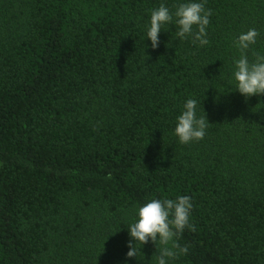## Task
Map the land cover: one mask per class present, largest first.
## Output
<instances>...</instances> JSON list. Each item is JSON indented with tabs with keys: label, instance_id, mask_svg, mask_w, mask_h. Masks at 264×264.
I'll return each instance as SVG.
<instances>
[{
	"label": "trees",
	"instance_id": "16d2710c",
	"mask_svg": "<svg viewBox=\"0 0 264 264\" xmlns=\"http://www.w3.org/2000/svg\"><path fill=\"white\" fill-rule=\"evenodd\" d=\"M203 3L208 45L151 10ZM264 0H0V264H158L128 228L152 199L191 197L168 264H264V95L236 91L233 41ZM188 99L205 137L181 144ZM204 111V112H203ZM135 244V241H131Z\"/></svg>",
	"mask_w": 264,
	"mask_h": 264
},
{
	"label": "clouds",
	"instance_id": "9594fccd",
	"mask_svg": "<svg viewBox=\"0 0 264 264\" xmlns=\"http://www.w3.org/2000/svg\"><path fill=\"white\" fill-rule=\"evenodd\" d=\"M175 12H170L163 3L158 8L151 10L150 27L147 30V39L151 42L152 49L159 46V34L162 27L173 22L178 26L176 36L180 40L192 37L193 44L208 45L206 28L212 15L210 9L206 10L203 3L188 2L175 6ZM259 33L256 29H249L233 41L234 47L240 52V58L235 61L234 79L236 91L245 98L253 95H264V55L253 51L254 59L250 62L248 51L250 46L257 41ZM184 111L177 118L175 135L181 144H189L202 140L206 135L209 125L206 115L197 117V101L188 99L184 104ZM204 112V111H203ZM192 210L191 197L187 195L172 199H152L137 209L138 219L128 228L131 240L128 243L127 257H136V244L140 246L153 242L159 243L158 264H168L170 259L186 255L188 246H181L178 241L185 229L195 231V226L190 223ZM131 241H135L133 244Z\"/></svg>",
	"mask_w": 264,
	"mask_h": 264
}]
</instances>
